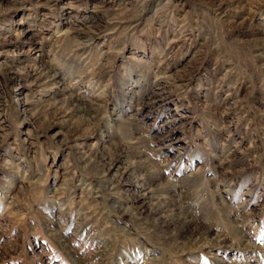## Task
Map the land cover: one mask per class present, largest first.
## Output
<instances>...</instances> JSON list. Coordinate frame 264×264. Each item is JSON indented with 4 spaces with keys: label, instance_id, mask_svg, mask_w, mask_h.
Listing matches in <instances>:
<instances>
[{
    "label": "rangeland",
    "instance_id": "rangeland-1",
    "mask_svg": "<svg viewBox=\"0 0 264 264\" xmlns=\"http://www.w3.org/2000/svg\"><path fill=\"white\" fill-rule=\"evenodd\" d=\"M0 264H264V0H0Z\"/></svg>",
    "mask_w": 264,
    "mask_h": 264
},
{
    "label": "bare ground",
    "instance_id": "bare-ground-1",
    "mask_svg": "<svg viewBox=\"0 0 264 264\" xmlns=\"http://www.w3.org/2000/svg\"><path fill=\"white\" fill-rule=\"evenodd\" d=\"M85 50V49H84ZM39 69H40V71L38 72V74H42V75H45L46 77H50L51 78V80H50V82L53 84V86L54 85H57V86H61V85H63V82L61 81V79H60V77L58 76V74L56 75V74H53L52 76H49L50 75V69L47 67V66H45V64L44 63H42L41 64V66L39 67ZM37 71V70H36ZM35 71V72H36ZM37 73V72H36ZM37 74V75H38ZM42 77V76H41ZM57 90V89H56ZM60 90V89H59ZM58 91V90H57ZM80 102V101H79ZM81 103V102H80ZM85 104V103H84ZM80 107V106H79ZM88 107V106H87ZM88 114V113H87ZM135 139V138H134ZM91 161V160H90ZM89 163H91V162H89ZM148 174H150L149 173V171L147 172ZM147 174V175H148ZM153 174V173H152ZM150 176V175H149ZM136 179V178H135ZM150 179V178H149ZM152 181H159L158 179V176H152ZM106 182V181H105ZM122 182V181H121ZM147 182V181H146ZM135 183V182H134ZM145 183V182H144ZM159 183V182H158ZM111 184V183H110ZM117 184V183H116ZM132 184V183H131ZM152 184V183H151ZM120 185V184H119ZM148 185V184H147ZM155 185H157V183L155 184ZM155 185H154V187H155ZM161 185V184H160ZM115 186V185H114ZM151 186V185H150ZM136 187H139V188H142V185L140 186H136ZM160 186H158V187H156V188H159ZM144 188V187H143ZM142 188V189H143ZM156 188H154V189H156ZM161 188V187H160ZM150 189V188H149ZM162 189V188H161ZM113 191V190H112ZM152 191H153V193L155 192L153 189H152ZM145 193H146V191H145ZM157 193V192H156ZM152 194V193H151ZM150 194V195H151ZM146 196V195H145ZM149 196V195H148ZM154 196H156V195H154ZM160 196V195H159ZM161 197V196H160ZM160 197H159V199H160ZM163 197V196H162ZM171 197L172 196H170L169 198L171 199ZM144 198V197H143ZM147 198V197H146ZM156 198V197H155ZM177 199V198H176ZM157 200H158V198H157ZM161 200H163V199H161ZM169 200V199H168ZM159 201V200H158ZM165 203H163V204H166V201H165V199L163 200ZM174 201V200H173ZM176 201V200H175ZM159 203V202H158ZM169 203V202H168ZM172 204V203H171ZM173 205V204H172ZM116 206V205H115ZM159 206V205H158ZM165 206H167V205H165ZM164 206V207H165ZM221 206V205H220ZM187 207V206H186ZM118 208V207H117ZM125 208V207H124ZM124 208H121V209H124ZM163 208V207H162ZM159 209H160V207H159ZM170 209V208H169ZM225 209V208H224ZM171 210H172V207H171ZM195 210V209H194ZM194 210L192 209V208H189V206L187 207V208H185V207H183V206H179L178 205V207H176V209L175 210H173V215L170 217L172 220H173V218L174 219H178V220H181L182 222H183V224H184V226H187V225H194L195 224V217H194ZM219 210H221V208H219ZM169 211V210H168ZM167 211V212H168ZM172 212V211H171ZM166 213V212H165ZM168 214V213H167ZM167 217V216H166ZM166 217H165V221H166ZM164 218V217H163ZM168 220V219H167ZM170 220V219H169ZM171 220V221H172ZM174 222V221H173ZM179 222V221H178ZM166 224V223H165ZM182 224V223H181ZM179 225V224H178ZM180 227V226H179ZM197 227V229L199 228V226H196ZM193 228V227H192ZM189 229V228H188ZM235 231V230H234ZM209 233H211V231L208 229V230H205L204 231V235H206L207 237H208V234ZM202 234V235H203ZM235 234H236V232H235ZM198 236V235H197ZM206 236H204L205 238H206ZM201 237V236H200ZM217 237V236H216ZM238 237V236H237ZM236 238V237H235ZM202 239V238H201ZM207 239V238H206ZM238 241H239V239H237ZM206 241V240H205ZM210 241V240H209ZM238 241H237V243H238ZM211 242V241H210ZM189 243V242H188ZM206 244H208V242L206 241L205 242Z\"/></svg>",
    "mask_w": 264,
    "mask_h": 264
}]
</instances>
